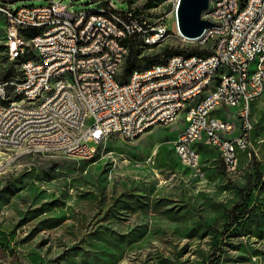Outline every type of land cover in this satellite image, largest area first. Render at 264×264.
<instances>
[{
	"label": "rangeland",
	"instance_id": "obj_1",
	"mask_svg": "<svg viewBox=\"0 0 264 264\" xmlns=\"http://www.w3.org/2000/svg\"><path fill=\"white\" fill-rule=\"evenodd\" d=\"M110 1L119 11L136 3ZM2 2L12 10L48 4ZM59 2L73 14L98 9L102 0ZM138 5L152 19L166 16L168 26L161 38L167 39L139 56L195 45L175 34L172 8L164 0ZM3 42L0 16V80L16 75L9 72ZM234 112L220 111L218 116L239 126ZM183 118L155 127L134 142L112 137L99 148L89 143L98 148L89 163L52 154L22 155L6 167L9 151H1L0 261L264 264V93L250 107L249 146L230 173L209 144L199 149L203 178L178 158L174 140Z\"/></svg>",
	"mask_w": 264,
	"mask_h": 264
},
{
	"label": "built area",
	"instance_id": "obj_2",
	"mask_svg": "<svg viewBox=\"0 0 264 264\" xmlns=\"http://www.w3.org/2000/svg\"><path fill=\"white\" fill-rule=\"evenodd\" d=\"M135 1L127 11L116 10L110 0L97 4L112 10L113 20L90 18L88 10L72 14L59 0L16 10L0 4L11 45L9 72H15L19 79V86L0 89V142L10 143L6 167L22 155L93 160L95 147L89 143H106L112 137L134 142L155 127L178 122L184 114L183 137L174 140L183 161L203 178L199 149L214 144L225 171H234L233 154L249 146L251 104L264 93V60L260 76L243 80L255 47H264V0H209L202 18L210 23L206 27L210 35L194 40L182 37L177 30L178 0H164L172 8L175 34L208 50V55L171 56L151 66L150 74L138 77L133 86H124V79H113V71L117 59L126 62L129 42L148 52L167 39H157L158 30L168 28L167 17L152 19L138 5L148 0ZM35 27H42L41 35H34ZM146 28H156V36L144 38ZM16 53L36 54V61H26L24 68H17ZM21 70H28L27 79H20ZM160 73H171V80L159 81ZM215 80H222V88H215ZM58 82L77 87L85 109H89L90 125L80 137H72V132L57 124L56 130L46 129V122L55 123L56 106L71 112L65 89H60V104L55 108L45 107L39 113L24 111L25 120L17 119L19 110L14 106H4L9 91L37 98ZM230 109H235L232 118L240 119V129L234 138H225L231 119L218 113ZM189 140L197 141V151L189 150ZM59 144H68V151H59Z\"/></svg>",
	"mask_w": 264,
	"mask_h": 264
},
{
	"label": "bare ground",
	"instance_id": "obj_3",
	"mask_svg": "<svg viewBox=\"0 0 264 264\" xmlns=\"http://www.w3.org/2000/svg\"><path fill=\"white\" fill-rule=\"evenodd\" d=\"M0 16H3V9L0 8ZM88 17L90 18H102L106 20H113L112 10L105 7H100L94 10H88ZM4 42L3 48L7 61L11 58V45L7 42L9 38V31L6 27H3ZM42 27L34 28V35H41ZM210 28H205L201 36H209ZM156 36V28H146L144 31V38H151ZM163 36L162 28L157 32V39H161ZM264 60V47H255V53L252 56V61L249 63V72L243 73L244 81H251L252 76H260V71L263 68ZM26 61H36V54L30 53H16V67L24 68ZM125 66L124 59H117L115 68L113 71V79H121L122 71ZM148 66V65H147ZM151 66L148 68L133 70L127 77L124 78V86H133V83L138 77H144L146 74H150ZM15 73V72H13ZM16 74V73H15ZM28 78V70L20 71V79ZM171 73H160L159 81H170ZM19 86L18 75L10 77L6 80H0V89L15 88ZM215 88H222V80H215ZM60 89H65V94L69 96L70 111L63 109V106H56L60 104ZM35 102V106H29L30 103ZM0 105H3V96L0 95ZM4 106H14L17 111V119L25 120V112L39 113L40 110L46 108H55V123L46 122L47 130H56V124L67 132H72V137H80L82 133L87 132L90 125L89 109H85V104L81 101V91L77 87L65 86V82H58V86H51L48 90L42 91L37 98L23 97V92L9 91L7 98L4 99ZM77 118V120H76ZM240 120V119H239ZM240 125H236L234 122L229 123V129L225 130V138H234L238 133ZM177 138L183 137V129ZM177 140V139H176ZM196 140H189V150L197 151L195 145ZM102 145L98 143L97 146ZM214 148V144H209ZM98 148L93 149V157L98 155ZM175 153L178 158L186 165L191 166L188 162L183 161V154L180 152L179 147H174ZM1 151L10 152V143L8 141L0 142ZM59 151H68V144H59ZM239 153L233 154L232 166L237 162ZM83 159V158H82ZM89 159V158H84ZM9 163V159H8ZM193 167V166H191ZM233 170V169H232ZM200 175V174H198Z\"/></svg>",
	"mask_w": 264,
	"mask_h": 264
},
{
	"label": "trees",
	"instance_id": "obj_4",
	"mask_svg": "<svg viewBox=\"0 0 264 264\" xmlns=\"http://www.w3.org/2000/svg\"><path fill=\"white\" fill-rule=\"evenodd\" d=\"M155 0H148L147 3L151 4ZM102 6H106V3H102ZM141 50L138 48V44L130 41L129 42V55L126 59L125 66L122 71L121 79H124L125 77L128 76L133 70L136 69H142V68H148L150 66H154L157 64L163 63L167 58L175 55H182V56H199L203 57L208 55V50L206 49H201L197 46H192V47H186V48H168L163 50L162 52L155 54V55H147V56H139V52ZM148 65V66H147ZM252 105V104H251ZM242 153V152H241ZM94 160V159H93ZM93 160L90 161H85V162H92ZM222 163V161H221ZM223 167V164H222ZM224 168V167H223ZM233 213V212H232ZM230 220H233L229 218Z\"/></svg>",
	"mask_w": 264,
	"mask_h": 264
},
{
	"label": "water",
	"instance_id": "obj_5",
	"mask_svg": "<svg viewBox=\"0 0 264 264\" xmlns=\"http://www.w3.org/2000/svg\"><path fill=\"white\" fill-rule=\"evenodd\" d=\"M209 0H178L175 20L179 34L189 40L198 38L210 23L202 18Z\"/></svg>",
	"mask_w": 264,
	"mask_h": 264
},
{
	"label": "crops",
	"instance_id": "obj_6",
	"mask_svg": "<svg viewBox=\"0 0 264 264\" xmlns=\"http://www.w3.org/2000/svg\"><path fill=\"white\" fill-rule=\"evenodd\" d=\"M234 119V118H233ZM183 128V126H181V128H179L177 131H176V136H175V138L176 137H178L179 135H178V132H179V130H181ZM179 134H180V132H179ZM178 135V136H177ZM177 139V138H176ZM195 148L197 149V144L195 145ZM214 149V148H213Z\"/></svg>",
	"mask_w": 264,
	"mask_h": 264
}]
</instances>
